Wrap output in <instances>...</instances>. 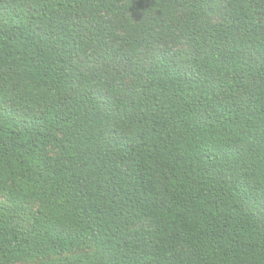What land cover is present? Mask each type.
<instances>
[{"label": "trees", "instance_id": "obj_1", "mask_svg": "<svg viewBox=\"0 0 264 264\" xmlns=\"http://www.w3.org/2000/svg\"><path fill=\"white\" fill-rule=\"evenodd\" d=\"M0 194V264H264V0H0Z\"/></svg>", "mask_w": 264, "mask_h": 264}, {"label": "rangeland", "instance_id": "obj_2", "mask_svg": "<svg viewBox=\"0 0 264 264\" xmlns=\"http://www.w3.org/2000/svg\"><path fill=\"white\" fill-rule=\"evenodd\" d=\"M174 48L177 49H187L189 48V45L185 41H180L174 45ZM0 203H7L6 198L0 194ZM40 204L38 203H29L25 206V209L27 210L26 214L21 216L18 220L17 223L19 224L20 227L24 229H30L33 220L38 213V210L40 208ZM80 257L78 255L76 256H68V257H63L59 259H51V260H37L31 263H23V264H82L80 263Z\"/></svg>", "mask_w": 264, "mask_h": 264}]
</instances>
